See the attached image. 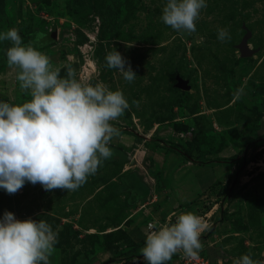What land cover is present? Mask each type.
Here are the masks:
<instances>
[{"label": "rangeland", "instance_id": "1", "mask_svg": "<svg viewBox=\"0 0 264 264\" xmlns=\"http://www.w3.org/2000/svg\"><path fill=\"white\" fill-rule=\"evenodd\" d=\"M117 2L0 0V33L17 28L23 44L46 54L62 77L70 66L81 83L122 90L130 105L112 122L119 129L109 145L114 155L82 186L46 191L26 182L15 194L0 188V218L8 211L18 220L49 223L58 233L49 264H101L112 257L106 245L126 250L122 236L109 233L121 228L143 248L149 224L192 212L206 225L198 255L232 264L251 253L264 262V153L238 172L243 159L264 149V139L246 145L264 136V0H206L191 35L162 22L166 0H121L114 24L130 38L112 37L103 55L113 47L120 52L137 75L131 83L97 56L100 13L108 15ZM218 27L231 39L219 41ZM77 30L84 44L76 42ZM247 34L252 55L243 58L238 45ZM9 46L0 42V101L22 104L31 97L7 63L3 49ZM232 67L238 98L223 74ZM176 76L187 91L177 88ZM159 168L165 179L157 186L150 177ZM187 257L179 251L167 264H184ZM111 264L146 262L141 256Z\"/></svg>", "mask_w": 264, "mask_h": 264}, {"label": "clouds", "instance_id": "2", "mask_svg": "<svg viewBox=\"0 0 264 264\" xmlns=\"http://www.w3.org/2000/svg\"><path fill=\"white\" fill-rule=\"evenodd\" d=\"M206 7V0H166L160 18L174 31L191 35ZM217 39L230 40L229 30L218 27ZM2 41L10 42L3 49L7 63L18 69L20 89L31 99L22 104L0 101V188L15 194L27 182L46 191H75L114 155L109 145L119 129L112 122L130 105L122 90H110L104 82L81 83L70 66L62 77L61 68L46 54L23 44L17 28L0 33ZM105 62L125 81L136 79L131 64L114 47ZM240 94L238 90L237 98ZM205 228L192 212L179 214L172 223L150 225L141 249L143 260L167 264L179 251L196 257ZM57 242L58 233L44 220H18L8 211L0 218V264H49ZM251 255L233 258L232 264H264Z\"/></svg>", "mask_w": 264, "mask_h": 264}, {"label": "trees", "instance_id": "3", "mask_svg": "<svg viewBox=\"0 0 264 264\" xmlns=\"http://www.w3.org/2000/svg\"><path fill=\"white\" fill-rule=\"evenodd\" d=\"M74 1H80V0H74ZM121 9H122V5H121V0H118V2L116 4H112V6L109 8V12L108 15H104L102 13H100V19L102 21L101 26H100V36H99V41H100V46H99V50L98 51V57L101 59V61L105 62V57L103 55V51H104V46L107 47L109 46V41L112 39V37H116L119 40H124V39H129V35H126L124 32L120 31L118 28H116V24H114L116 22V18L119 15H121ZM115 27V28H114ZM115 29L114 32H112ZM75 37H76V42L78 44H84L87 41L86 36L83 34L82 31L77 30L75 32ZM106 41L105 44L103 45L101 42ZM248 59H241L242 64H247L248 63ZM106 63V62H105ZM105 65V64H104ZM106 67V66H105ZM107 71H110L109 68H107ZM223 74L226 78V80L228 81V85L230 86L231 90H233L234 92L237 91L238 89V84L236 82V76L237 71L232 67L230 69H223ZM60 75L63 76V72L61 71ZM105 76L102 75V79ZM181 95L184 96V98L187 97L188 93L187 92H181ZM181 101H183V98H180ZM264 139V136L262 137H258V138H254L253 140H250L246 145L249 144H255L257 141ZM262 153H264V149L260 150L258 152V154H256L255 156H252L250 159H243L239 168H238V172H241V170L243 169V167L245 165H247L248 163H253L256 162V160L258 159L257 157H259ZM189 157V156H187ZM264 161V159H263ZM155 179L158 180L159 179V174H155ZM158 176V177H157ZM106 182V180H105ZM117 232L118 235L122 236V240L124 242V245L126 247V250H121L122 248L117 246H107L106 245V250L107 252L112 254V257H110L109 259H107L106 261H104L101 264H111V263H118V261H120L121 259L123 260H131L133 258H137V257H141L142 253H141V248L142 246L135 242L131 237H129V235H127L124 231L121 230V228H118L117 230L109 233V235H111L112 233ZM201 256L205 257V258H209L206 257V254H201ZM226 264V263H224Z\"/></svg>", "mask_w": 264, "mask_h": 264}, {"label": "water", "instance_id": "4", "mask_svg": "<svg viewBox=\"0 0 264 264\" xmlns=\"http://www.w3.org/2000/svg\"><path fill=\"white\" fill-rule=\"evenodd\" d=\"M250 37V34H247L242 41L240 42V44L238 45V49L240 50L241 53V57L243 58H247L250 57L252 55V51L249 50L248 45H247V41ZM176 81H177V88L182 89L187 91L189 89V87L187 86V82L182 80L179 76H176Z\"/></svg>", "mask_w": 264, "mask_h": 264}, {"label": "built area", "instance_id": "5", "mask_svg": "<svg viewBox=\"0 0 264 264\" xmlns=\"http://www.w3.org/2000/svg\"><path fill=\"white\" fill-rule=\"evenodd\" d=\"M150 225L149 224V229H150ZM184 264H224L227 263V260H224L225 262H223V260L219 259V258H205L201 255H197L196 257H187L186 259H183Z\"/></svg>", "mask_w": 264, "mask_h": 264}, {"label": "crops", "instance_id": "6", "mask_svg": "<svg viewBox=\"0 0 264 264\" xmlns=\"http://www.w3.org/2000/svg\"><path fill=\"white\" fill-rule=\"evenodd\" d=\"M156 157H159V156L156 155ZM154 161H156V160H154ZM156 163H157V161H156ZM158 171H160L159 179L158 180L155 179V176L154 175H151V177H150V178H152L156 182V185L157 186H158V184L160 185L159 182L163 181L162 179H165V172L161 168H159Z\"/></svg>", "mask_w": 264, "mask_h": 264}]
</instances>
